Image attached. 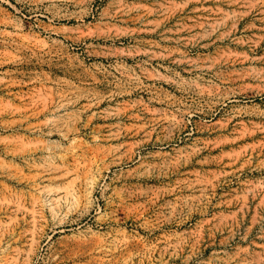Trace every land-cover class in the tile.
<instances>
[{
    "label": "rangeland",
    "instance_id": "rangeland-1",
    "mask_svg": "<svg viewBox=\"0 0 264 264\" xmlns=\"http://www.w3.org/2000/svg\"><path fill=\"white\" fill-rule=\"evenodd\" d=\"M0 264H264V0H0Z\"/></svg>",
    "mask_w": 264,
    "mask_h": 264
}]
</instances>
